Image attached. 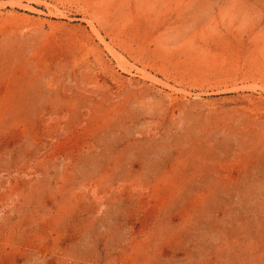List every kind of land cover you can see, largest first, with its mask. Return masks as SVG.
<instances>
[{
    "label": "rangeland",
    "instance_id": "rangeland-1",
    "mask_svg": "<svg viewBox=\"0 0 264 264\" xmlns=\"http://www.w3.org/2000/svg\"><path fill=\"white\" fill-rule=\"evenodd\" d=\"M0 264H264V0H0Z\"/></svg>",
    "mask_w": 264,
    "mask_h": 264
}]
</instances>
